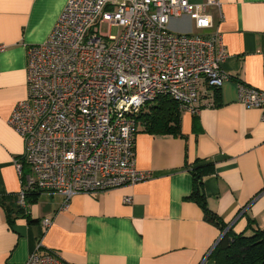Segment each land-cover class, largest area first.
Listing matches in <instances>:
<instances>
[{
  "label": "crops",
  "instance_id": "obj_1",
  "mask_svg": "<svg viewBox=\"0 0 264 264\" xmlns=\"http://www.w3.org/2000/svg\"><path fill=\"white\" fill-rule=\"evenodd\" d=\"M66 1L0 0V264L48 252L67 264H214L210 254L221 231L190 197L191 169L211 165L203 193L225 229L243 233L248 222L264 228V120L238 102L240 84L264 91V0H217L219 10L211 8L230 80L217 90L216 104V90L203 89L200 99L213 106L196 115L181 111V137L153 136L138 126L135 166L151 179L75 195L66 209L61 197L38 194L17 212L15 163L24 146L7 120L27 100L26 48L47 40Z\"/></svg>",
  "mask_w": 264,
  "mask_h": 264
},
{
  "label": "built area",
  "instance_id": "obj_2",
  "mask_svg": "<svg viewBox=\"0 0 264 264\" xmlns=\"http://www.w3.org/2000/svg\"><path fill=\"white\" fill-rule=\"evenodd\" d=\"M219 6L217 0H67L47 40L26 48L27 100L7 120L24 146L15 163L16 205L24 208L26 196L39 193L61 197L66 209L75 195L151 179L135 166L142 108L166 97L196 115L213 106L200 99L203 89L219 90L230 80L210 13ZM171 20L189 21L194 32H170ZM104 24L119 27L120 35L102 34ZM238 102L264 120V91L240 84ZM23 264L67 263L48 252Z\"/></svg>",
  "mask_w": 264,
  "mask_h": 264
},
{
  "label": "trees",
  "instance_id": "obj_3",
  "mask_svg": "<svg viewBox=\"0 0 264 264\" xmlns=\"http://www.w3.org/2000/svg\"><path fill=\"white\" fill-rule=\"evenodd\" d=\"M217 95L216 90L214 91L215 104ZM180 115L181 110L178 104L164 97L153 104L144 106L136 121L137 126L141 127L144 133L153 136L181 137ZM211 172V165H203L190 170L193 181L191 199L202 209L204 219L221 231V237L212 250L210 258L214 264H264V228L251 229V222H248L245 232L235 234L232 230L225 229L220 217L206 206L202 179ZM38 194L27 195L26 205L31 197ZM22 209L24 208L15 206L17 212H21ZM247 231L251 232L246 234Z\"/></svg>",
  "mask_w": 264,
  "mask_h": 264
},
{
  "label": "rangeland",
  "instance_id": "obj_4",
  "mask_svg": "<svg viewBox=\"0 0 264 264\" xmlns=\"http://www.w3.org/2000/svg\"><path fill=\"white\" fill-rule=\"evenodd\" d=\"M167 28L173 33L194 32L192 24L187 20H171L167 25ZM100 32L102 34H109L110 36L118 37L121 33V29L119 27H110L107 24H104L100 27Z\"/></svg>",
  "mask_w": 264,
  "mask_h": 264
}]
</instances>
